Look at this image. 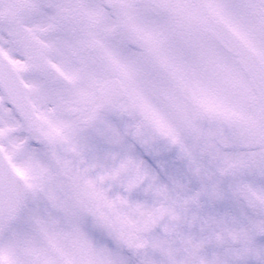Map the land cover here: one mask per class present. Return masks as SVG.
Here are the masks:
<instances>
[{
  "label": "snow or ice",
  "instance_id": "1",
  "mask_svg": "<svg viewBox=\"0 0 264 264\" xmlns=\"http://www.w3.org/2000/svg\"><path fill=\"white\" fill-rule=\"evenodd\" d=\"M0 264H264V0H0Z\"/></svg>",
  "mask_w": 264,
  "mask_h": 264
}]
</instances>
